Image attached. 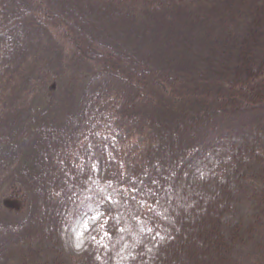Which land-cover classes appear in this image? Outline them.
Listing matches in <instances>:
<instances>
[{
    "label": "trees",
    "instance_id": "1",
    "mask_svg": "<svg viewBox=\"0 0 264 264\" xmlns=\"http://www.w3.org/2000/svg\"><path fill=\"white\" fill-rule=\"evenodd\" d=\"M6 196L0 264H264V0H0Z\"/></svg>",
    "mask_w": 264,
    "mask_h": 264
},
{
    "label": "rangeland",
    "instance_id": "2",
    "mask_svg": "<svg viewBox=\"0 0 264 264\" xmlns=\"http://www.w3.org/2000/svg\"><path fill=\"white\" fill-rule=\"evenodd\" d=\"M67 86L68 87H61L57 90L52 88L50 100L52 101L53 106L55 105L54 108H56L57 105L59 107L62 101L65 102L69 99L71 93L65 95L64 91H73V89L78 88L74 86L72 88V85ZM248 140H251V137H249ZM21 211L22 209H20V203L17 199L8 196L4 197L2 203L0 204V222H8L16 220L17 218H22L23 213Z\"/></svg>",
    "mask_w": 264,
    "mask_h": 264
},
{
    "label": "snow or ice",
    "instance_id": "3",
    "mask_svg": "<svg viewBox=\"0 0 264 264\" xmlns=\"http://www.w3.org/2000/svg\"><path fill=\"white\" fill-rule=\"evenodd\" d=\"M109 199H111V197H109ZM97 219H98V217H97Z\"/></svg>",
    "mask_w": 264,
    "mask_h": 264
}]
</instances>
